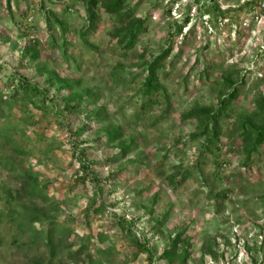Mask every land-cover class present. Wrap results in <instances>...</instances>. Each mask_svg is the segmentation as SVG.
<instances>
[{
    "label": "rangeland",
    "instance_id": "obj_1",
    "mask_svg": "<svg viewBox=\"0 0 264 264\" xmlns=\"http://www.w3.org/2000/svg\"><path fill=\"white\" fill-rule=\"evenodd\" d=\"M125 8L146 25L129 50L101 7L82 36L84 0H0V264H44L31 238L50 227L68 230L55 264L83 244L78 264H179L159 257L176 237L185 264H264V142L243 166L239 127L264 96V0ZM167 49L157 104L142 111L147 65ZM17 79L40 93L12 99ZM225 82L238 96L204 148L184 117L215 110Z\"/></svg>",
    "mask_w": 264,
    "mask_h": 264
},
{
    "label": "trees",
    "instance_id": "obj_2",
    "mask_svg": "<svg viewBox=\"0 0 264 264\" xmlns=\"http://www.w3.org/2000/svg\"><path fill=\"white\" fill-rule=\"evenodd\" d=\"M127 0H84L85 13H86V29L82 36L92 33L96 29V9L101 7L104 12L113 16L118 27L114 31L113 36L118 39V43L125 42L124 49L129 50L134 47L137 37L146 30L145 22L138 19L134 15L133 8H125ZM59 27L62 28V24L56 22ZM178 34L181 33V27H178ZM170 49L161 51L156 57H154L147 65V74L144 83L141 88L142 97L146 99L141 104L142 111L148 110L157 104V93L160 88L158 86L157 73L162 69L164 60L168 57ZM230 89L226 95H221L218 98V104L215 110H210L206 107L200 108L193 113L185 116L184 118H193L197 122L198 133L193 136L194 139L202 137L204 139V148L212 147L216 148L219 143V123L228 117L230 111V105L236 100L238 92L236 91L234 84L225 82ZM62 90L69 91L71 86H65ZM13 94L12 99L21 96V101H27L29 95H38L40 92L38 88L28 85V82L24 79L16 80V86L12 88ZM1 97V96H0ZM85 102V101H84ZM8 103V100L3 101ZM82 99L78 100L75 105L68 108L70 111H76L82 105ZM9 105V104H8ZM256 111L248 115V120L239 123L241 129V137L246 149V160L243 162V166H246L250 161V158L256 154L259 147L264 142V126H256L254 122L260 118L264 121V96H260L256 100ZM122 132L120 129H115L108 132L105 135L106 144H112L121 139ZM132 146H126L121 148V155H125ZM208 151V150H205ZM68 232L67 229H55L48 228L43 234L41 232H35L32 239V244H36L40 241L45 249L46 259L44 264H55V260L60 259L59 246L60 240L55 239L56 233L64 234ZM125 234L131 235V229L127 228ZM99 238V237H98ZM89 239V236H88ZM100 239V238H99ZM102 241V240H100ZM105 241V240H104ZM133 243L136 246V253L145 251L141 243L133 239ZM178 237L174 239L171 245L162 251L160 254V260L164 262L174 263L175 261L179 264H185L187 261V255L185 252L178 251L177 249ZM85 252V245H81L74 252H69L63 256V259L67 260L70 264H78L82 260V256ZM151 260V259H150ZM54 262V263H53ZM86 264H95L94 260L88 256ZM97 264V263H96Z\"/></svg>",
    "mask_w": 264,
    "mask_h": 264
},
{
    "label": "built area",
    "instance_id": "obj_3",
    "mask_svg": "<svg viewBox=\"0 0 264 264\" xmlns=\"http://www.w3.org/2000/svg\"><path fill=\"white\" fill-rule=\"evenodd\" d=\"M164 262V261H163ZM165 263V262H164Z\"/></svg>",
    "mask_w": 264,
    "mask_h": 264
}]
</instances>
